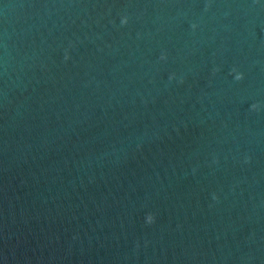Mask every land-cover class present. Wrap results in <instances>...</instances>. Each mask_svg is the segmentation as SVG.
Here are the masks:
<instances>
[{"label": "water", "instance_id": "water-1", "mask_svg": "<svg viewBox=\"0 0 264 264\" xmlns=\"http://www.w3.org/2000/svg\"><path fill=\"white\" fill-rule=\"evenodd\" d=\"M0 264H264V0H0Z\"/></svg>", "mask_w": 264, "mask_h": 264}, {"label": "clouds", "instance_id": "clouds-1", "mask_svg": "<svg viewBox=\"0 0 264 264\" xmlns=\"http://www.w3.org/2000/svg\"><path fill=\"white\" fill-rule=\"evenodd\" d=\"M193 27H195V25H193ZM162 58H163V56H162ZM233 72L235 73L234 79L241 80L243 78V73L238 72L235 69H233ZM251 107L255 109L257 106L255 104H253ZM145 221H146V223H149V224L153 223L154 222V216L151 213L147 214L145 217Z\"/></svg>", "mask_w": 264, "mask_h": 264}]
</instances>
